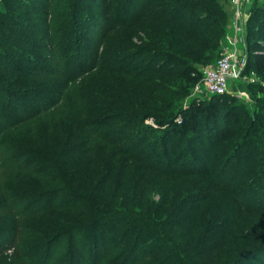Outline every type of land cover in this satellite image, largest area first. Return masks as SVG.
<instances>
[{"label":"trees","instance_id":"trees-1","mask_svg":"<svg viewBox=\"0 0 264 264\" xmlns=\"http://www.w3.org/2000/svg\"><path fill=\"white\" fill-rule=\"evenodd\" d=\"M87 1L71 0L61 7L58 0H47V9L50 3L62 9L52 13L38 35L41 25L32 20L40 10L35 0H0V124L15 125L54 105L66 85L62 80L53 84L54 75L65 73L72 81L82 70L87 72L94 67L95 59L82 70L83 64L68 68L71 59L78 60L81 44L75 41L74 33L78 35V26L85 24L81 12L89 4ZM154 6L157 16L169 20L187 13L190 25L164 23L162 41L147 48L150 57H160L152 72L148 70V60L134 74H130V66H113L110 81L89 86L87 110L79 122H117L128 129L130 141L133 136L136 142L139 136L140 140L146 135L155 139L148 145L158 141L164 144L167 135L178 133L187 144L198 133L226 132L223 142L228 156L240 152L253 137L244 170L250 184L264 191V0L251 4L244 22L246 61L242 73L256 77L255 81H244L252 101L251 113L239 97L223 92L208 94L207 98L191 97L188 106L175 114V101L189 94L200 77L201 66L216 59L228 14L218 0H154ZM58 32L65 35L64 42L57 39ZM58 45L61 48L56 50ZM46 50H54L55 56L47 59L42 53ZM128 54L127 63L143 55L139 49ZM124 55L116 50L112 63L124 61ZM59 64H63L61 69ZM30 98L34 99L30 108L18 111L21 99ZM146 117H152L156 126L136 127L132 133L131 124H140ZM176 123L181 127L176 128ZM127 162L125 159L120 166L129 167L123 177L119 168L110 178L102 177V168L93 174L83 170L90 185L83 187L79 178L70 183L69 195L76 207L54 216L43 242L48 246L58 236L78 227L104 228L113 231L115 239L120 238L116 252L104 264H127L136 254L146 256L140 264H249L264 257V234L256 238L237 231L226 232L218 226L214 244L220 245L222 251L209 258L203 243L210 227L215 232L216 224H211L216 220L206 217L205 210L198 207L201 186L195 172H153Z\"/></svg>","mask_w":264,"mask_h":264},{"label":"rangeland","instance_id":"rangeland-1","mask_svg":"<svg viewBox=\"0 0 264 264\" xmlns=\"http://www.w3.org/2000/svg\"><path fill=\"white\" fill-rule=\"evenodd\" d=\"M35 1L40 10L32 20L40 23V35L52 13L61 11V7L71 0H58L61 7L50 3L49 9L46 8L47 0ZM88 1L89 4L81 12L85 24L78 26V35L74 33L75 41L81 44L78 60L71 59L68 68L83 64L82 70L85 64L95 59L94 67L87 72L82 70L72 81H68L69 76L65 73L54 75L53 84L60 80L66 84L62 97L54 105L45 107L40 113L15 125L5 127L0 124L3 127L0 129V264H104L119 247L120 238L115 239V233L111 230L78 227L66 235L58 236L48 246L43 240L54 216L76 207L69 195L70 183L79 178L83 187L90 185L88 175L82 174L83 170L93 174L94 170L102 168V177L110 178L119 168V174L123 177L129 173L128 166L120 169L125 159L128 161L126 164L134 167L143 165L147 171L195 172L197 184L201 186L198 207L205 210L206 217L216 220V223L211 224H216L215 232L210 227L203 243L209 258H215L222 251L220 245L214 244L218 226H222L226 232L237 231L246 236L262 238L264 191L250 184L244 170L253 137L240 152L238 150L233 156H228L223 142L226 132L211 135L198 133L187 144L178 133L167 135L164 144L158 141L157 144L152 142L148 145L149 141L155 139H148L149 135H146L140 140L139 136L136 142L133 136V141H130L128 129L122 128L117 122L98 125L91 124V121L79 122L87 110L86 90L89 86L110 81L113 66L123 69L130 66V74H134L137 68L143 67L142 62L148 60L151 63L148 70L152 72L160 57H150L147 48L162 41L164 23L175 21L181 25L182 22H189L190 25L191 22L187 13L179 16L182 20L178 16L170 20L157 16L154 13V0ZM260 1L239 2L238 8L242 12L239 46L244 50L243 19H246L251 4L256 5ZM218 2L228 14L226 32L236 7L231 0ZM58 38L65 41V35L60 32L57 33ZM222 41L225 43V39ZM60 48L58 45L56 50ZM134 49H139L143 55L127 63L128 52ZM116 50H121L126 59L113 64ZM53 51L42 53L51 59L52 55L55 56ZM162 62L167 63L166 60ZM61 67L63 64H59V69ZM148 83L151 84L150 81ZM244 83L231 82L228 92L233 94L240 90L245 93L246 97L242 96L240 100L251 113L252 101L244 89ZM261 83L264 84V79ZM201 96L208 97V94ZM190 98L186 95L175 101V114L188 106ZM33 100L21 99L22 107L18 111L30 108L28 105ZM175 119L178 122L179 116ZM145 125L156 126L152 117H146L140 124H131L130 128L133 133L134 128ZM180 125L176 123V128H180ZM20 192H23L22 195ZM262 258L249 264H263ZM145 260L146 256L136 254L127 264H140Z\"/></svg>","mask_w":264,"mask_h":264},{"label":"built area","instance_id":"built-area-1","mask_svg":"<svg viewBox=\"0 0 264 264\" xmlns=\"http://www.w3.org/2000/svg\"><path fill=\"white\" fill-rule=\"evenodd\" d=\"M231 2L236 8L228 24V31L223 37L225 43L222 42L218 55L213 62L201 66L200 77L192 85L188 94L190 97L228 92V87L233 81L250 82L256 80L253 73H242L246 61L245 50L239 46L241 41L239 21L242 12L238 8L240 0H231ZM243 20L245 22V18ZM233 94L241 99L242 96L246 97L245 93L240 92V90L234 91Z\"/></svg>","mask_w":264,"mask_h":264}]
</instances>
